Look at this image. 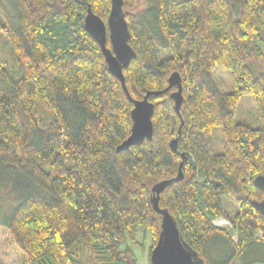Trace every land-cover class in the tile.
<instances>
[{
	"label": "trees",
	"instance_id": "1",
	"mask_svg": "<svg viewBox=\"0 0 264 264\" xmlns=\"http://www.w3.org/2000/svg\"><path fill=\"white\" fill-rule=\"evenodd\" d=\"M8 1L0 29L18 75L0 64V192L14 202L0 226L22 264H137L123 243L138 230L151 236V264L161 230L151 189L180 165L183 179L158 205L184 242L204 264H264V217L253 205L264 199L254 183L264 176V0H148L135 13L127 8L139 0H123L131 98L165 90L178 72L183 100L176 113V88L151 95V141L119 152L133 105L84 29L88 7L106 23L111 0ZM217 66L230 71L231 93L214 83ZM244 95L254 96L259 128L234 120ZM215 127L222 153L213 149ZM224 197L238 206L234 241L213 225L229 220Z\"/></svg>",
	"mask_w": 264,
	"mask_h": 264
},
{
	"label": "water",
	"instance_id": "2",
	"mask_svg": "<svg viewBox=\"0 0 264 264\" xmlns=\"http://www.w3.org/2000/svg\"><path fill=\"white\" fill-rule=\"evenodd\" d=\"M123 0H111V8L105 23L95 15L90 7L84 19V29L100 47L109 73L121 84L122 90L129 102L133 105L131 112V132L116 151H125L134 146H140L145 141H151L153 136L152 116L154 105L149 101L151 95L158 96L176 88L170 98L174 102L175 112L179 113L182 96V79L178 72H173L168 78V87L161 92H148L143 99L133 100L126 88L123 70L127 68L134 57V51L129 45V30L123 10ZM107 40L110 47L107 48ZM177 139L171 142V148L176 151ZM184 158V156H182ZM183 174L181 165L178 175L173 180L160 181L153 185L151 204L153 210L161 216V230L156 246L151 252V264H204L198 253L192 250L182 239L178 225L169 212L160 209L159 195L168 187L172 181H181ZM255 186L264 192V176L260 175L254 180ZM254 207L264 217V199L260 202H253Z\"/></svg>",
	"mask_w": 264,
	"mask_h": 264
},
{
	"label": "rangeland",
	"instance_id": "3",
	"mask_svg": "<svg viewBox=\"0 0 264 264\" xmlns=\"http://www.w3.org/2000/svg\"><path fill=\"white\" fill-rule=\"evenodd\" d=\"M148 0H139V6L137 8L128 7V13H135L145 8ZM11 4L8 0H0V20L4 22V15L10 11ZM0 64L5 67L14 76L18 75V65L16 63L11 44L8 41L7 35L0 29ZM213 81L220 91L223 93H231L233 91L232 76L230 71L224 69L222 66H217L213 70ZM236 113L234 120L236 123H243L252 128H259V122L257 117V109L254 96L244 95L237 101ZM213 149L216 153H222V139L221 128L215 127L211 135ZM14 202V198L7 190L0 192V212L6 211L8 205ZM223 205L225 208L226 216L217 217L213 220L215 227L225 228L229 233L231 240H235L236 234L233 226L232 218L238 212V206L231 198L224 197ZM221 223L223 225L218 224ZM233 231V233H232ZM263 235L262 231L257 232L258 238ZM152 245V239L149 232L138 230L133 238L127 239L123 243V247L130 250L132 257L136 260L137 264H149V248ZM22 254L15 247L12 242V238L9 232L0 226V264H22Z\"/></svg>",
	"mask_w": 264,
	"mask_h": 264
},
{
	"label": "built area",
	"instance_id": "4",
	"mask_svg": "<svg viewBox=\"0 0 264 264\" xmlns=\"http://www.w3.org/2000/svg\"><path fill=\"white\" fill-rule=\"evenodd\" d=\"M219 225H223V224L219 223L218 226H219Z\"/></svg>",
	"mask_w": 264,
	"mask_h": 264
}]
</instances>
